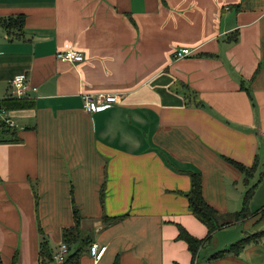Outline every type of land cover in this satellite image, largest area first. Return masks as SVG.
I'll use <instances>...</instances> for the list:
<instances>
[{
    "label": "crops",
    "instance_id": "1",
    "mask_svg": "<svg viewBox=\"0 0 264 264\" xmlns=\"http://www.w3.org/2000/svg\"><path fill=\"white\" fill-rule=\"evenodd\" d=\"M17 17L0 24V101L25 75L32 106L7 111L17 141L0 136L3 264H59L76 209L82 236L107 247L100 261L71 247L79 264H264V238L210 260L264 230V0H0V19ZM65 50L84 61H59ZM86 96L118 102L88 113ZM233 163L257 168L247 179ZM194 172L220 215L256 185L252 216L217 233L234 238L195 257L178 239L180 226L209 236L189 209Z\"/></svg>",
    "mask_w": 264,
    "mask_h": 264
},
{
    "label": "trees",
    "instance_id": "2",
    "mask_svg": "<svg viewBox=\"0 0 264 264\" xmlns=\"http://www.w3.org/2000/svg\"><path fill=\"white\" fill-rule=\"evenodd\" d=\"M14 21V25L18 26V28H21L24 23L23 17H17L16 19L10 18V19H0V24L3 26L10 27L13 25L10 22ZM9 23V24H8ZM14 27V26H13ZM15 28V27H14ZM242 84H244V81H241ZM185 90V96L189 98L188 96L193 94L192 91L188 87H184ZM249 91V90H248ZM250 98L253 102V105L255 106V102L253 99V96L251 92L249 91ZM32 106V102L26 98L24 99H17V98H8L4 101H0V108L7 113V111H13V110H21L24 108H29ZM198 106H203V103H199ZM14 127H10L8 123H6L5 120L1 119L0 117V136L1 141L3 142H11V141H17V138L15 136V133L11 132L10 130ZM8 136L11 137V139H7ZM6 138V139H5ZM243 174L246 175L247 179L252 177L253 173L256 171L257 166L255 165L252 168H247L243 165L233 163ZM191 191L186 196L189 200V209L191 213L200 221L202 222L208 229H209V236L207 239L199 240L194 238L192 235H190L184 228L180 226V234L179 238L180 240L185 241L188 244L189 250L192 252L193 256L195 257L198 253V251L205 246V244L211 239L213 233L220 229L227 226L232 225L234 222H240L245 221L246 219L250 218L252 216V213L249 209V201L252 198L255 187H251L249 191L246 192L245 198H244V205L241 211L235 213V214H228V215H220L215 209H213L204 199L203 195V180L201 173H191ZM263 177V176H262ZM261 177V178H262ZM104 191L102 192V199L104 198ZM75 222L77 227L73 230H67L64 233V244L68 247V254L66 255V259L64 264H79L80 259V249H78L74 254H71V247L80 245V248L84 251L85 249H90L92 242L88 237H83L81 232H79V227L82 221V217L79 215L78 210H75ZM123 217L115 218V219H109L108 217H104L103 220L107 222L108 224H113L115 222H118ZM221 221V222H220ZM264 238V230L249 233L244 236V238L240 239L236 243L232 244L229 248L217 252L213 254L210 257V260H218L221 258H224L228 255H236L239 256L249 245L255 244L260 242ZM50 256V255H49ZM51 261L53 260V256L50 257ZM18 258L15 257L14 264H17ZM0 264H3L2 256L0 253ZM115 264H118L117 262Z\"/></svg>",
    "mask_w": 264,
    "mask_h": 264
},
{
    "label": "built area",
    "instance_id": "3",
    "mask_svg": "<svg viewBox=\"0 0 264 264\" xmlns=\"http://www.w3.org/2000/svg\"><path fill=\"white\" fill-rule=\"evenodd\" d=\"M193 55V52L190 49H178L174 53V59H182L186 57H190ZM56 58L64 63H80L84 61V56L73 50H65L60 51ZM11 90L12 94L10 98H17V99H24L27 98L30 94V88L25 75H21L15 77L11 81ZM35 89H33L34 91ZM118 99L115 96H86L85 103H84V110L88 113H94L98 111H102L108 107H110L113 103H117ZM6 112L0 108V117L9 124L10 127H15L14 122L6 117ZM107 247L100 246L97 244H93L90 247V255L96 261H100L104 254L106 253ZM68 247L66 244L61 245L59 252L57 255L53 257L54 262L59 264H63L66 259V255L68 254Z\"/></svg>",
    "mask_w": 264,
    "mask_h": 264
},
{
    "label": "rangeland",
    "instance_id": "4",
    "mask_svg": "<svg viewBox=\"0 0 264 264\" xmlns=\"http://www.w3.org/2000/svg\"><path fill=\"white\" fill-rule=\"evenodd\" d=\"M221 222V221H220ZM222 229H224V228H220V229H218V230H216L214 233H213V235H212V237H211V239L209 240V241H211V244L213 243V241H214V243L216 244L217 243V239L220 237V239L222 238V236L223 237H230V238H234V236H235V231L236 230H232V228H229V229H227V230H225V232H222L221 234H217L220 230H222ZM209 241L205 244V246L209 243ZM236 242V241H235ZM214 243H213V245H214ZM204 246V247H205ZM203 247V248H204ZM202 249V248H201ZM216 252V251H215ZM215 252H213V253H215Z\"/></svg>",
    "mask_w": 264,
    "mask_h": 264
}]
</instances>
